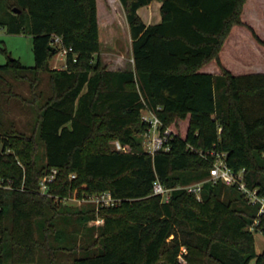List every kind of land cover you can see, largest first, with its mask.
Here are the masks:
<instances>
[{
    "label": "trees",
    "instance_id": "obj_1",
    "mask_svg": "<svg viewBox=\"0 0 264 264\" xmlns=\"http://www.w3.org/2000/svg\"><path fill=\"white\" fill-rule=\"evenodd\" d=\"M119 1L134 60L124 69L102 62L98 0H0V28L30 32L35 56L32 66L0 64V79L28 82L39 112L30 132L13 122L0 130V177L12 184L0 187V264H181L182 246L188 264H264L249 228L259 206L236 184L205 181L200 199L178 187L206 178L217 150L264 194V72L235 74L220 59L233 25L245 24L246 0H161L155 24L138 12L152 0ZM63 46L72 47L66 65L51 66ZM213 59L221 73L201 70ZM45 70L50 93L37 90ZM145 105L175 132L169 150L145 151ZM156 179L173 187L168 201L153 192ZM106 190L117 203L68 202Z\"/></svg>",
    "mask_w": 264,
    "mask_h": 264
},
{
    "label": "rangeland",
    "instance_id": "obj_2",
    "mask_svg": "<svg viewBox=\"0 0 264 264\" xmlns=\"http://www.w3.org/2000/svg\"><path fill=\"white\" fill-rule=\"evenodd\" d=\"M102 6L100 5V11L102 12ZM229 36V35H228ZM121 37V36H120ZM120 37L118 39H120ZM239 37L243 41V48H237V51H233L228 44L222 51V59L229 64V66H234L237 68V64L240 61H254L255 63L264 64V44L260 43L257 46L253 39H251L250 35L248 36L244 34H240ZM124 38V37H123ZM237 38V37H236ZM227 39V38H226ZM125 41V40H124ZM226 42V40H225ZM240 44V43H239ZM117 48H122V53L126 55V57H130V51L126 49V46L123 42L118 41L116 46ZM114 47L105 46L103 48L104 53H102L105 57L106 61L109 60L111 56H114L113 51L111 49H115ZM109 49V53H107ZM232 50V51H231ZM110 54V55H109ZM18 58L21 63L25 66H32L35 64V56L33 52V35L28 32H9L6 27L0 28V64L6 63L10 58ZM57 65L59 67H63L66 65V56H63L60 52H58L54 57L51 58V66L54 67ZM239 70V69H236ZM16 73L8 72L5 75V79H0V121L2 120L5 124L3 128H0L1 131L4 129H9L11 122L15 123V127L27 132H30L33 128V125L38 117V109L37 104L34 99V89L30 87V84L25 80L19 79L16 77ZM50 73L48 71H42L40 73V84L37 88L43 89L45 93L51 92V87L49 83ZM10 88V89H8ZM10 91H8V90ZM6 93H5V92ZM45 95V94H44ZM46 98L43 96L42 99L39 100V103ZM6 126V127H5ZM1 127V126H0ZM144 139V135H143ZM94 141H98L96 138ZM110 145L112 148L124 150V146L117 139H111ZM2 143L0 141V149ZM128 147V146H127ZM127 149H130L129 147ZM43 145L40 146V155L43 160ZM208 177V176H207ZM206 177V178H207ZM201 179L202 180H205ZM200 181V180H193ZM69 203L76 207L85 206L87 200L83 198L72 197L68 200ZM96 219V218H95ZM95 219H91L88 221V225L93 224H101L95 222ZM256 244L259 251H264V236L260 233H255ZM187 248L182 246L181 252L178 255V260L181 264H188V259L185 257V253H187ZM68 262L72 261V258L67 260ZM10 264H21V263H10ZM33 264H45L44 262H37Z\"/></svg>",
    "mask_w": 264,
    "mask_h": 264
},
{
    "label": "built area",
    "instance_id": "obj_3",
    "mask_svg": "<svg viewBox=\"0 0 264 264\" xmlns=\"http://www.w3.org/2000/svg\"><path fill=\"white\" fill-rule=\"evenodd\" d=\"M55 42H61V36H55ZM72 50V47L63 46L60 53L66 56L67 53ZM160 108V106H158ZM142 118L148 123V129L144 133L143 147L145 151L155 154L159 150H169L171 147L170 140L174 136L173 129L165 125L158 112L145 105L142 110ZM124 150L130 146L123 145ZM128 146V147H127ZM213 162L209 170L208 177L205 180L193 181L184 185H179L178 187L186 189L189 193L195 194L199 199L203 191V186L205 181L212 183H217L222 180L226 184H236L238 188L244 193L247 201L252 204H257L259 206L257 216L254 218L253 222L250 224L249 228L254 231V233H260L264 236V194L261 193L257 187H250L245 179V169L235 171L232 169L225 159V152L212 150ZM57 168L52 167L45 175L40 179V191L46 193L49 189V184L55 179ZM75 176V173L71 174ZM0 187H12L10 182H6L2 177H0ZM173 187H167L160 179L154 180L153 192L155 194L161 195L163 201H168L171 198ZM83 199L91 201L100 205H113L118 202V198L115 197L110 190L101 191L97 193H91L85 196ZM95 222L102 223L103 218L97 217Z\"/></svg>",
    "mask_w": 264,
    "mask_h": 264
},
{
    "label": "crops",
    "instance_id": "obj_4",
    "mask_svg": "<svg viewBox=\"0 0 264 264\" xmlns=\"http://www.w3.org/2000/svg\"><path fill=\"white\" fill-rule=\"evenodd\" d=\"M100 5L102 6V12L100 11ZM162 1L161 0H152L150 3L145 4L139 7L138 12L141 15L142 19L146 24H155L162 21ZM98 15L99 22L101 26L102 33L104 32L107 39L106 42L108 44L107 48H111L116 46L118 41H121L125 44L126 49L130 51V57H126L125 54L122 53V48L111 49L113 51L114 56L108 57L111 62L106 61L105 57L102 53L103 49L100 52V56L104 65L111 69H124L128 67L134 66V60L132 55V38L129 32V26L125 17V13L123 11V7L119 0H98ZM241 18L245 22V24H235L233 25L229 36L226 39L223 47L220 50V59L222 64L230 69L235 74H244V73H252V72H264V64L255 63L254 61H240L237 64V68L234 66H229L222 59V51L228 44L230 45L233 51H237V48H243V41L239 37L240 34H248L251 39L254 40L257 46L260 45V41L254 36L253 31L248 27V25L252 26L257 35L264 41V0H246L243 4V10L241 13ZM103 22L105 26H103ZM113 36L116 38L112 39ZM124 38H122V37ZM120 37V39H118ZM237 37V38H236ZM125 40V41H124ZM260 42V43H259ZM240 43V44H239ZM263 44V43H262ZM231 50V51H232ZM109 53V49L107 50ZM110 55V54H109ZM54 67H58L54 65ZM60 68V67H59ZM239 69V70H236ZM201 70L209 71L212 73H221L222 68L217 63L215 59L206 63ZM10 264V263H7Z\"/></svg>",
    "mask_w": 264,
    "mask_h": 264
},
{
    "label": "water",
    "instance_id": "obj_5",
    "mask_svg": "<svg viewBox=\"0 0 264 264\" xmlns=\"http://www.w3.org/2000/svg\"><path fill=\"white\" fill-rule=\"evenodd\" d=\"M15 10H16V11H20V9H19V8H16V7H15Z\"/></svg>",
    "mask_w": 264,
    "mask_h": 264
}]
</instances>
